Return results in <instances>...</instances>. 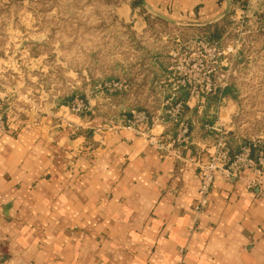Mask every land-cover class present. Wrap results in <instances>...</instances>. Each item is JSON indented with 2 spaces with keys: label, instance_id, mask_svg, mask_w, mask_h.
Instances as JSON below:
<instances>
[{
  "label": "crops",
  "instance_id": "1",
  "mask_svg": "<svg viewBox=\"0 0 264 264\" xmlns=\"http://www.w3.org/2000/svg\"><path fill=\"white\" fill-rule=\"evenodd\" d=\"M250 4L249 10L237 9L236 18L264 11V0ZM142 5L167 21L171 32L167 39L165 26L149 25L138 8L123 7L122 15L134 21L131 28L143 32V44L155 50L131 58L132 74L118 89L142 91L141 96L174 91L166 83L173 75L170 53L183 32L217 23L237 7L233 0ZM3 95L23 98L17 88ZM108 100L101 93L88 99L93 110L87 116L63 104L31 109L0 132V264H264V174L262 187L254 189L246 185L253 177L248 170L235 179L217 174L207 209L198 218L193 211L197 162L213 150L207 125L221 123L233 132L235 99L225 95L219 105L200 107L187 99L192 140L180 158L163 155L132 130L107 128L136 104H155L144 98ZM164 130L175 132L176 126L155 128Z\"/></svg>",
  "mask_w": 264,
  "mask_h": 264
},
{
  "label": "rangeland",
  "instance_id": "2",
  "mask_svg": "<svg viewBox=\"0 0 264 264\" xmlns=\"http://www.w3.org/2000/svg\"><path fill=\"white\" fill-rule=\"evenodd\" d=\"M131 1L0 0L1 91L17 88L23 97L17 100L16 96V100L11 101L7 95L11 117L20 116L31 109L41 112L61 104L72 108L76 98L93 99L100 93L109 102V95L105 91H120V84L125 87L128 83L126 74H132L131 68L134 66L130 65L131 58L148 56L155 51L149 44H143L146 40L143 32L131 28L134 23L132 18L122 15L123 7L131 5ZM250 3L251 0L244 9L236 4L234 9L249 10ZM135 8H138L140 16L145 13L141 8ZM244 19L243 24L248 25L242 28L243 34L231 33L224 44L219 46L223 49L230 43L236 45V41H239L241 48H248L244 50V55L249 58L248 62L235 69L232 65L229 71L222 64L226 62L221 56L218 63L213 64V77H216V83H222L227 75L235 79L238 98H234L237 110L233 118L232 133L242 141H264V22L261 24L253 16ZM254 19L255 22L251 24ZM236 20L242 22L243 19L238 17ZM163 26V32L169 39L171 28L168 24ZM260 26L263 29L258 31ZM192 33L194 32H183L182 37L186 42L183 49L195 51V56L201 57L198 60L212 63L208 50L202 47V44L207 46V41H190ZM165 51H169L167 47ZM164 55L168 59V53ZM195 71V78L199 80L197 82H202L203 70L197 66ZM116 83L118 85L115 87ZM166 83L168 86L169 82ZM141 92L130 91L127 96L122 95L120 100L132 98L140 101L144 98L148 105H153L162 103L167 98L166 91L159 95L156 94L157 91H147L144 96L140 95ZM86 102L92 107L89 101ZM139 105L149 109L155 107H146L142 103ZM91 112L81 115L87 116ZM215 115L212 113V117ZM210 130L213 131L211 136H214L213 140L216 142L217 131Z\"/></svg>",
  "mask_w": 264,
  "mask_h": 264
},
{
  "label": "built area",
  "instance_id": "3",
  "mask_svg": "<svg viewBox=\"0 0 264 264\" xmlns=\"http://www.w3.org/2000/svg\"><path fill=\"white\" fill-rule=\"evenodd\" d=\"M237 30L238 33L243 34L242 25ZM207 46L202 44V47L208 50V55L212 58V63L203 61L200 56L196 57V52L185 51L183 47L172 50L170 53L172 59L173 75L168 80L173 85L174 91H168L169 96L162 101V109L154 115H149L145 109H133L131 116L123 122H110L107 125L108 129L119 130L129 129L136 134L145 136L149 142L156 146L157 149L165 156L173 155L182 157L183 151L187 149L192 140V131L190 123L184 119V103L177 98V92L184 88L188 90V101L196 102L198 107L204 104L208 95L220 93L228 84L229 75L224 77L222 83H216L214 75L213 64H217L219 58L222 56L224 64L229 68L233 65L236 53L240 50L239 41L230 43L229 45L220 48L219 45L206 42ZM184 47L186 42L182 44ZM208 47V48H207ZM201 61L202 63L200 64ZM200 66L202 72V82H197L195 76L197 75L195 68ZM118 84H114L116 87ZM120 87L122 85L120 84ZM1 91L0 84V132L8 131L12 121L11 110L7 106L6 97ZM72 111L77 114H85L92 111L82 98H76L72 105ZM164 108V109H163ZM173 124L176 126V131H165L156 133L155 128L159 125ZM214 126V127H213ZM209 129L217 131L218 137L216 142H211L212 152L209 153L205 161H198V178L199 191L198 198L193 205V211L197 218L205 212L209 205V196L213 187L215 176L222 174L226 178H238L244 171H250L253 177L247 180V188H261L262 177L264 174V141L261 139H252L248 143L241 144L238 152L232 153L230 146L227 143V134L229 130L223 125L216 122Z\"/></svg>",
  "mask_w": 264,
  "mask_h": 264
},
{
  "label": "trees",
  "instance_id": "4",
  "mask_svg": "<svg viewBox=\"0 0 264 264\" xmlns=\"http://www.w3.org/2000/svg\"><path fill=\"white\" fill-rule=\"evenodd\" d=\"M249 0H233L234 4H238L239 7H241L242 9L246 8V5L248 3ZM131 6L133 8L135 7H139L141 8L145 13V19L147 21V23L150 25H154V24H169L167 21L158 18L156 16L152 17L151 14L147 13V10L143 7L142 5V0H132L131 2ZM253 17H255V19H257V21H260L261 24H263L264 22V11L260 12L258 14L253 15ZM246 18H250V17H246ZM255 19L251 22V24L253 22H255ZM251 21V19H249ZM250 21L248 23H250ZM239 25V22L236 20V10L234 8L231 9L230 13L221 21L217 22V23H213L211 25H208L207 27H202V28H197L196 31L194 32L195 34H192V36L190 35V41H193V39H203L209 43H215L217 45H223L225 42V39H227V37L229 35H231V33L237 32V26ZM261 31V29H260ZM182 42L180 44L179 47H184L182 44L185 43V39L182 37ZM247 49V46L244 48H241L238 52H237V57L234 60L233 63V68L235 69L236 66L239 65H245L249 58H247V56L244 55V50ZM250 50V49H249ZM127 77V74H126ZM128 81V79H126ZM105 93H107L109 95V97H111L112 99L114 98H120L122 95H128L130 93V91H115V92H107L105 91ZM222 93V96L219 97V93L214 94V95H208V97L205 100V103L208 104L209 106L211 105H219L220 100L222 99L223 96L228 95V96H232L233 98H238V92H236V83H235V79L234 77L230 76L229 81L227 86L220 92ZM169 92L167 91V95L166 97L169 96ZM177 98L181 101H183L184 103V119H186L188 121L187 115L189 114V107L187 104V99H188V91H185V89H180L177 92ZM84 99V97H83ZM85 101H88L86 98L84 99ZM160 103L158 102L157 104H155L154 109H149V108H143L141 106H139L138 104H136V106L132 107L133 109H145L147 110L149 115H154L156 113V109L157 107H159ZM130 109L129 111L125 112V113H120L122 122L125 121L127 118H129L131 116V112L133 109ZM164 109V108H163ZM215 116L212 117V120H214ZM214 122V121H213ZM210 123V122H209ZM211 125H207V126H213L214 123H210ZM209 133L211 135H213V131L208 129ZM250 141H242L238 138V135H235L231 132H229L227 134V143L230 146L232 153H236L239 151L241 144L244 143H248Z\"/></svg>",
  "mask_w": 264,
  "mask_h": 264
},
{
  "label": "water",
  "instance_id": "5",
  "mask_svg": "<svg viewBox=\"0 0 264 264\" xmlns=\"http://www.w3.org/2000/svg\"><path fill=\"white\" fill-rule=\"evenodd\" d=\"M143 4H144V6L147 7L152 13L158 15L159 17H161V18H163V19H165V20L171 21V19H169V18H167V17H165V16H163V15H161V14L155 12L153 9H151L150 7H148L147 4H146L144 1H143ZM229 11H230V10H228L227 13H228Z\"/></svg>",
  "mask_w": 264,
  "mask_h": 264
}]
</instances>
